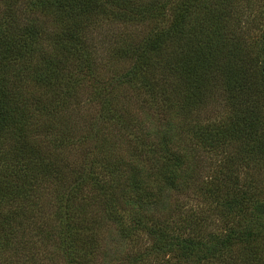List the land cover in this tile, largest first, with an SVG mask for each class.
<instances>
[{
  "label": "trees",
  "instance_id": "1",
  "mask_svg": "<svg viewBox=\"0 0 264 264\" xmlns=\"http://www.w3.org/2000/svg\"><path fill=\"white\" fill-rule=\"evenodd\" d=\"M237 1L0 0V264H111L120 239L121 264H264V197L236 175L264 168V60L228 21ZM103 21L122 32L94 43ZM83 84L84 138L46 139L40 116ZM221 98L227 117H203Z\"/></svg>",
  "mask_w": 264,
  "mask_h": 264
},
{
  "label": "rangeland",
  "instance_id": "2",
  "mask_svg": "<svg viewBox=\"0 0 264 264\" xmlns=\"http://www.w3.org/2000/svg\"><path fill=\"white\" fill-rule=\"evenodd\" d=\"M263 9H264V0H238L237 1V12L235 14V18H233V15L228 19V21L230 22H235L237 21L239 24L238 26H240L242 29L244 28V32L245 35L247 36V41L248 44H246L248 46V50H250V53L252 56H255L256 51L259 52L260 55V60L263 61L264 60V39H262V34H261V30L262 28V23H263V18H262V14H263ZM4 10V5L2 2H0V22L3 20L5 14L3 13ZM16 14H18L17 16L20 18V16L22 15L21 12H16ZM40 23L43 22L45 25H47V29L48 31L52 30V27L50 26V19H48V17L43 18V16L40 15ZM24 22V19L21 21V23ZM237 22H235V24H237ZM92 27V31L91 34L93 35H97V39L94 41L97 42L98 40H101V37L105 36V35H109L110 31L115 33V34H119L120 32H122L123 27L119 24L117 27L113 26V24L110 21H106V22H102L101 24H97V25H93ZM115 28L114 31H112V29ZM252 41V42H250ZM98 52L96 54V58L98 59L100 66L101 65H106V57L103 56L104 55V50L102 49V45H97L94 46ZM262 51V52H261ZM129 62V61H128ZM127 61L122 62L120 61L113 69H123L127 64ZM112 69V70H113ZM100 70V69H99ZM111 70L110 74H107V79H109V77H111L113 74ZM101 71V70H100ZM102 71H105V66L103 67ZM106 73H108V71H106ZM87 84V83H86ZM85 84H83L82 86H80L79 88H76V93L75 96L73 97V99L71 101H73L72 103H70V105L68 106V108L66 109H61V108H57L56 111L58 113H53L52 115H54V117H60L59 118V122L52 120V124L53 126H50L49 124V120H50V115L49 116H40V118L38 119V123H44V125H48L51 128V131H48V136L46 137V139H51L55 133H57L58 131H62V132H66L70 135H77V133L80 135V138L83 137L85 135V130L88 127V122L92 121L93 116L96 112V110L94 109L96 107V103L95 102H91L89 100L90 97V93L88 92V87L84 86ZM17 87L20 88L22 94L27 97L25 98V100L30 103L32 102V98H31V94L29 91V88L22 85V83H18ZM222 100V101H221ZM208 112H203L202 116L206 117L207 120L209 121H219L223 116L224 118L227 117L228 115V109L225 108L224 106V101L223 98L219 99L216 104H212V105H207L206 106ZM53 117V118H54ZM145 126L147 125L146 123L144 124ZM48 130V129H47ZM46 131V130H45ZM36 139H39L40 141V134H37ZM10 140V139H7ZM36 140H34L33 142H35ZM38 141V143L36 144L37 147H40V142ZM81 141V140H80ZM78 142V140L72 141V143L76 144ZM8 143L11 144V142L9 141ZM7 143V144H8ZM50 146V144H49ZM76 146L78 147L79 144H76ZM71 149H73V145L70 146ZM76 147V148H77ZM48 150L51 149L47 148ZM74 150V149H73ZM80 148H77L74 150V152L69 151L68 153H70L69 155L71 157H75L76 158V162L78 163L79 159H82L81 157H83V154L81 153V151H79ZM52 151V150H51ZM67 153V154H68ZM53 153L50 152V155H52ZM85 158V157H84ZM238 176V183L241 186H247L248 183H250V185H252L253 187L255 185H257L258 189L260 191H262V195L264 197V168L260 166V164H254V163H248V164H243L242 166L239 167V171L236 174ZM249 187V186H247ZM181 193L185 194L184 196V200L185 202H187V198L190 199L189 202H187V209L186 212L188 213V211H197V209H199V207L201 205H203V199L201 197H196L192 195V191L190 193H185L180 191ZM179 192V195L181 196L182 194ZM177 195H175L176 197ZM264 199V198H262ZM186 215V214H185ZM262 215L264 217V209L262 210ZM216 216H212L213 221L215 222L216 220ZM215 226L214 228H220L222 226V223L220 220H216L215 222ZM216 233H220V232H216ZM107 259L109 257H111V259L116 263V264H121V262L123 260L118 261L116 258H120L122 253L125 250H128L127 247V243H124L123 241L120 242L118 241H112V243L107 246ZM121 254V255H120ZM121 259V258H120ZM112 261L111 264H114V262ZM107 263V261H106ZM126 262H124L123 264H125Z\"/></svg>",
  "mask_w": 264,
  "mask_h": 264
}]
</instances>
